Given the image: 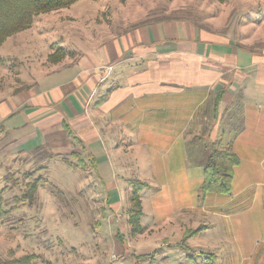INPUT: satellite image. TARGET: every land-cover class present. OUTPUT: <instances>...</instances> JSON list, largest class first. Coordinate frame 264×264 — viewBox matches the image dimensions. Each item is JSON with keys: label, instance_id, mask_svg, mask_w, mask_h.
<instances>
[{"label": "crops", "instance_id": "0c3cea01", "mask_svg": "<svg viewBox=\"0 0 264 264\" xmlns=\"http://www.w3.org/2000/svg\"><path fill=\"white\" fill-rule=\"evenodd\" d=\"M105 37L80 41L72 52L64 46L65 57L45 70L37 62V72L13 39L9 58L22 63L8 73L0 66V81L10 75L0 86V153L78 151L92 159L89 183L103 186L115 200L111 208L121 197L115 179L133 175L148 186L157 179L153 208L161 210L187 205L195 172L200 185V146L229 143L239 159L230 191L247 197L245 213L263 208L262 41L234 40L185 18ZM194 141L200 148L191 159Z\"/></svg>", "mask_w": 264, "mask_h": 264}, {"label": "rangeland", "instance_id": "374dc122", "mask_svg": "<svg viewBox=\"0 0 264 264\" xmlns=\"http://www.w3.org/2000/svg\"><path fill=\"white\" fill-rule=\"evenodd\" d=\"M167 18H185L207 31L214 27L234 40L264 46V0H78L36 15L28 28L3 40L0 66L7 73L20 68L19 59L9 58L13 39L27 48L30 70L37 72V62L43 61L44 70L52 67L80 41L105 40L107 33L120 35ZM7 73L0 86L9 84ZM196 142L189 147L191 159L203 150ZM85 161L90 169L92 159ZM70 162L68 152L46 147L0 153V203L7 210L0 220V259L34 254L31 264H264V207L245 213L247 197L201 194L195 172L186 206L155 210L154 179L140 192L142 229L132 233L126 213L131 185L117 176L121 197L111 208L115 200L103 186H93L89 172ZM30 184L31 197L21 200ZM200 225L206 228L197 237L182 240L186 229ZM186 242L189 250L183 248Z\"/></svg>", "mask_w": 264, "mask_h": 264}, {"label": "trees", "instance_id": "16d2710c", "mask_svg": "<svg viewBox=\"0 0 264 264\" xmlns=\"http://www.w3.org/2000/svg\"><path fill=\"white\" fill-rule=\"evenodd\" d=\"M78 0H0V45L8 36L23 29L28 28L36 15L60 8L68 7ZM222 2L223 0H217ZM70 133V132H69ZM201 151L202 158V177L199 185L201 194L228 195L232 190L234 168L239 164L238 157L232 151L231 144L212 142L204 144ZM74 159L69 165L86 171L89 166L84 165L85 161L80 153L71 151L69 153ZM91 167V165H90ZM132 189L128 196L129 206L126 207L128 215L127 222L131 226L132 233L141 232L140 217L142 215L141 199L139 193L148 184L140 179H127ZM31 189L26 191L21 200L29 199L34 191V185L30 184ZM31 203V202H30ZM0 203V220L7 214V210H2ZM206 227L200 225L197 228L186 229L183 238L188 241L191 237H197ZM179 245V244H178ZM184 249L189 250L188 242L184 243ZM34 254H25L18 258L9 260L0 259V264H31L35 260ZM206 256L205 258H207Z\"/></svg>", "mask_w": 264, "mask_h": 264}]
</instances>
